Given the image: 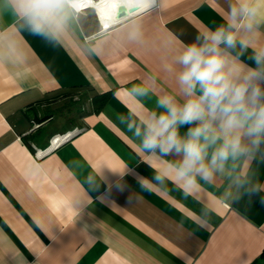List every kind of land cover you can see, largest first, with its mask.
<instances>
[{
	"label": "crops",
	"instance_id": "1",
	"mask_svg": "<svg viewBox=\"0 0 264 264\" xmlns=\"http://www.w3.org/2000/svg\"><path fill=\"white\" fill-rule=\"evenodd\" d=\"M226 7L155 0L103 32L92 9L65 7L37 34L0 0V264H264L260 197L221 202L218 180L198 195L212 214L193 223L201 205L175 185L142 191L134 174L117 173L127 164L152 176L118 117L176 92L172 61ZM141 83L151 85L142 103L128 92ZM54 136L66 138L51 148ZM256 172L264 183V165Z\"/></svg>",
	"mask_w": 264,
	"mask_h": 264
},
{
	"label": "clouds",
	"instance_id": "2",
	"mask_svg": "<svg viewBox=\"0 0 264 264\" xmlns=\"http://www.w3.org/2000/svg\"><path fill=\"white\" fill-rule=\"evenodd\" d=\"M14 13L33 33L46 34L50 17L65 7L76 10L77 0H7ZM155 0H126L144 11ZM222 23L199 33L185 45L170 66L177 90L156 98L154 108L137 114H120L119 122L132 133L142 163L152 176L135 174L127 164L120 180L134 174L142 191H167L169 183L200 203L193 211L197 221H207L213 212L199 193L223 180L217 199L235 203L260 197L264 183L256 166L264 165V0H226ZM96 3L89 5L96 20ZM133 40L142 37L137 26ZM250 61V63L246 62ZM151 85L128 89L142 103ZM187 130L181 134V128ZM101 171L90 183L103 180ZM118 187L123 190L125 184ZM191 219V217H189Z\"/></svg>",
	"mask_w": 264,
	"mask_h": 264
},
{
	"label": "built area",
	"instance_id": "3",
	"mask_svg": "<svg viewBox=\"0 0 264 264\" xmlns=\"http://www.w3.org/2000/svg\"><path fill=\"white\" fill-rule=\"evenodd\" d=\"M100 1L101 0H86V2H84V0H77L78 7H77L76 10L72 9V11L76 15H78L80 12H83L86 9H89L88 6L89 5H93V4H91V2H93V3L95 2L96 4H98V3H100ZM126 6H130V5H126ZM137 11H138V9L136 10V12ZM131 14H133V13H131ZM131 14H128V15H131ZM122 19L123 18H118L116 16V6H115L113 8V11H112V17L109 19V21L106 22V23H102V21H101V24H99V32H103V31L107 30L110 26L115 25L116 23H118ZM65 138H66V136H64V137H62V136H54L53 138H51V140L49 142V146H51V148H53V147L57 146L59 144V142L62 141L63 139H65Z\"/></svg>",
	"mask_w": 264,
	"mask_h": 264
},
{
	"label": "water",
	"instance_id": "4",
	"mask_svg": "<svg viewBox=\"0 0 264 264\" xmlns=\"http://www.w3.org/2000/svg\"><path fill=\"white\" fill-rule=\"evenodd\" d=\"M114 6H116V16L118 18H124L128 14L135 13L137 8H134L132 5L126 6L124 2L115 1Z\"/></svg>",
	"mask_w": 264,
	"mask_h": 264
},
{
	"label": "bare ground",
	"instance_id": "5",
	"mask_svg": "<svg viewBox=\"0 0 264 264\" xmlns=\"http://www.w3.org/2000/svg\"><path fill=\"white\" fill-rule=\"evenodd\" d=\"M119 1V0H118ZM112 2H114L112 0ZM120 2V1H119ZM115 3V2H114ZM91 4H93V2H91ZM104 2L101 0L100 3L95 5L96 11L100 14V19H102L103 16H105V14L108 12L109 14L113 11V8L115 7L114 4L111 6V4H109L110 7H108V1L106 4H104ZM107 5V7H105ZM132 5V4H131ZM98 13H96L98 15ZM109 21V15L107 17H105L103 22H108Z\"/></svg>",
	"mask_w": 264,
	"mask_h": 264
},
{
	"label": "rangeland",
	"instance_id": "6",
	"mask_svg": "<svg viewBox=\"0 0 264 264\" xmlns=\"http://www.w3.org/2000/svg\"><path fill=\"white\" fill-rule=\"evenodd\" d=\"M74 100L76 103L80 104L84 99L80 94H78L76 97H74Z\"/></svg>",
	"mask_w": 264,
	"mask_h": 264
},
{
	"label": "snow or ice",
	"instance_id": "7",
	"mask_svg": "<svg viewBox=\"0 0 264 264\" xmlns=\"http://www.w3.org/2000/svg\"><path fill=\"white\" fill-rule=\"evenodd\" d=\"M84 2H86V0H84Z\"/></svg>",
	"mask_w": 264,
	"mask_h": 264
}]
</instances>
